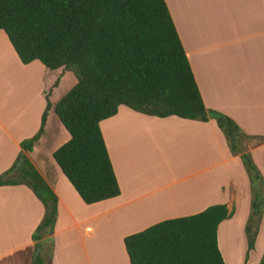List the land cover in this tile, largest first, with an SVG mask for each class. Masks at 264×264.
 Masks as SVG:
<instances>
[{
    "label": "crops",
    "instance_id": "0c3cea01",
    "mask_svg": "<svg viewBox=\"0 0 264 264\" xmlns=\"http://www.w3.org/2000/svg\"><path fill=\"white\" fill-rule=\"evenodd\" d=\"M165 1L204 105L228 115L244 133L264 136V0H232L235 13L230 12V18H238L232 27L234 34L226 26L227 12L220 16L221 30L216 22L212 26L213 0ZM229 33L234 37H227ZM234 45L240 50L235 59ZM44 75L39 60L20 61L0 30V175L15 163L20 142L40 127ZM99 127L121 190L116 197L86 204L63 174L55 175L49 155L43 168L26 153L57 197L53 237L75 229L81 239L93 238L95 223L105 220L120 249L125 250L123 239L129 234L165 219L225 204L233 214L216 231L224 264H239L229 257V249L236 246L235 232L241 242L240 264L259 262L264 250V213L254 248L245 259L249 179L214 119L157 117L119 105ZM37 148L38 144L36 152ZM247 150L264 177V142L249 141ZM168 170L171 176L166 174ZM43 214L41 201L26 185H0V264H30L34 251L31 235ZM98 245L109 250L111 258L104 259L98 252L91 263L116 264L117 260L121 264L119 255L110 252L115 249L110 242L101 240ZM52 254L51 264H56L54 248ZM124 259L130 264L126 251Z\"/></svg>",
    "mask_w": 264,
    "mask_h": 264
},
{
    "label": "trees",
    "instance_id": "16d2710c",
    "mask_svg": "<svg viewBox=\"0 0 264 264\" xmlns=\"http://www.w3.org/2000/svg\"><path fill=\"white\" fill-rule=\"evenodd\" d=\"M0 30L22 63L39 60L45 67L40 127L0 175V185L24 184L43 205L30 264H51L57 197L26 153L34 155L41 139L66 135L49 153L55 175L63 174L86 204L118 196L99 123L119 105L157 117L215 120L249 179L247 259L264 212V177L247 144L263 143L264 136L244 133L204 105L165 0H0ZM232 214L214 204L129 234L123 239L129 263L224 264L216 231ZM256 264H264V250Z\"/></svg>",
    "mask_w": 264,
    "mask_h": 264
},
{
    "label": "rangeland",
    "instance_id": "374dc122",
    "mask_svg": "<svg viewBox=\"0 0 264 264\" xmlns=\"http://www.w3.org/2000/svg\"><path fill=\"white\" fill-rule=\"evenodd\" d=\"M212 2H213V5H212V26H215L217 24L216 27L218 28V30H221L222 22H221L220 16L225 15V13L227 12L229 21H228V23L226 21V24H227L226 26L229 27L230 32H232L234 34V29L232 27L235 26V24L238 21V18H237V21H236V18H234V17L230 18V12H232L231 13L232 16H233V13H235V10H231L232 0H230V4L227 3L228 0H217V5H219L220 7L217 5L214 7L215 1L213 0ZM224 9H225V11H224ZM239 10H244V9L240 8ZM239 10H237V12ZM215 22H216V24H215ZM223 36L226 38L225 29H224V35ZM231 36H232V34L229 33V35L227 37H231ZM232 37H234V36H232ZM234 46L237 48L236 45H234ZM233 49H234V47H233ZM233 52H234V50L232 51V54H233ZM239 53H240V50H239V48H237V51L234 52V54H236V55L233 54L234 59H235V57H237V55ZM240 64H241V62H240ZM58 135L59 136L56 137V139H53V138L43 139L37 143L38 144V148H37L38 152H35V154L33 155L35 160L32 158V161L35 162L36 164H38L36 166H41L44 168L45 165L48 164L47 159H48V155L50 153V150L53 147V144H55V142H61L62 140H64L66 138V136L61 134V133H58ZM27 156H29V155H27ZM29 160L31 161L30 158H29ZM150 170H152V169H150ZM166 174L168 176H171L172 171L168 170ZM175 193H177V192H174L173 194H175ZM173 194H171V195L173 196ZM250 201H251V192H250ZM249 210H250V203H249ZM95 224H96L95 228L97 229V233H96L95 237H93V238L81 239L79 234H78V231H76L75 229L71 230V231H67V232H62V233H60V235H58L56 237H53V236L51 237L52 238L51 242H52V246H53L52 247V253H53V248H54L55 254H56V264H89V263H91L90 261H92L94 259L95 253H98V252L103 253L102 255H103L104 259H110L111 256H109V254L111 255V253H109V250L102 249L103 247L98 245V244H100L101 240L106 241V242L107 241L110 242V246L112 245L115 248V249H112V251H110V252H112V253L115 252V254L117 253L119 255L118 260H120L121 264L127 263L124 259L125 250H121L120 245L118 244V241L113 238V235L111 233V227L106 223L105 220L98 221ZM80 235H82V237H85L82 233H80ZM234 242H235L236 246L233 250L229 249V257L235 263L239 262V264H240L241 263L240 259L242 256L240 254L241 242H240V238L238 237L237 232H235ZM44 245L47 246L48 242H46ZM238 257H240V259H238ZM115 262L117 264V260H115ZM91 264H93V263H91Z\"/></svg>",
    "mask_w": 264,
    "mask_h": 264
}]
</instances>
